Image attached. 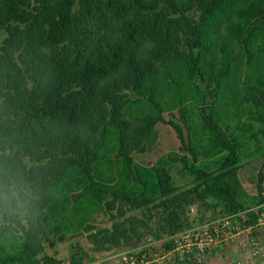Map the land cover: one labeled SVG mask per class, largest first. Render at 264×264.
<instances>
[{
	"label": "trees",
	"instance_id": "16d2710c",
	"mask_svg": "<svg viewBox=\"0 0 264 264\" xmlns=\"http://www.w3.org/2000/svg\"><path fill=\"white\" fill-rule=\"evenodd\" d=\"M1 33L0 168L22 172L36 204L25 225H0V264H52L38 258L46 212L83 189L93 204L113 210L104 179L114 174V196L123 193L137 208L176 192L163 160L148 169L132 156L155 141L164 113L178 110L187 127L184 107L203 106L205 91L211 105L198 116L212 168L197 165V134L191 142L180 125L167 124L192 158V195L214 200L227 215L242 210L233 189L241 144L224 121L240 111L264 137V0H0ZM257 178L261 192L262 172ZM188 196L176 195L167 208ZM17 232L24 240L16 249ZM131 235L115 224L91 239L109 249Z\"/></svg>",
	"mask_w": 264,
	"mask_h": 264
},
{
	"label": "rangeland",
	"instance_id": "374dc122",
	"mask_svg": "<svg viewBox=\"0 0 264 264\" xmlns=\"http://www.w3.org/2000/svg\"><path fill=\"white\" fill-rule=\"evenodd\" d=\"M233 20V26L239 27V18ZM4 37L5 33H1L0 45ZM205 92L207 94L203 106L191 103L184 107L189 113L185 116L189 129L184 126L178 110L172 114L164 113L166 123H159L155 127V141L151 142L145 153H134L132 156L136 165L148 169L157 167L158 162L163 160L164 169L172 180L170 189L175 188L177 191L162 196L158 193L159 196L150 205L137 208L134 203H127L122 198L123 193L116 192L121 198L114 196L112 191H115L119 182L118 176L114 174L112 178L104 179L109 190L107 200L114 207L111 211L106 210L104 205L93 204L84 189L79 191L73 196L77 202L68 199L67 203H60L62 208L65 207L64 210L56 204L46 212L49 219L43 222V238H46L43 251L38 257L41 262L47 263L44 259H50L52 264H80L100 258L106 252L118 250L131 252V256L143 259L145 264L152 260H156V264H264V178L262 191L259 192L257 188L258 173L262 172L264 177V137L259 134L260 126H246L249 120L240 111L224 121L229 133L237 137L241 144L240 169L234 176L236 183L233 189L235 200L242 206V210L227 215L221 207H217L214 200L192 195L196 183L186 169V166L193 165L192 158L182 150L175 131L167 124L172 121L180 125L184 136L191 142L192 135L197 134L198 142L193 143L201 146L197 149V165L212 168L214 157L205 155L207 142L201 140L203 131L198 116L199 107L207 109L211 105L208 91ZM219 110L224 114L223 108ZM247 127L250 129L245 130ZM141 191L140 188L137 193ZM180 194L189 196L184 197V202L178 205L172 203L168 209L166 201H172ZM185 202L187 204L183 212L177 214V219L172 223L169 217L177 206ZM84 211L90 213L84 221L75 219L77 214ZM115 224H124L126 229L134 231L131 240L122 242L116 248L95 247L91 236L104 231L112 232ZM19 239L24 240L21 232L14 234L16 249ZM199 247L203 250L200 251Z\"/></svg>",
	"mask_w": 264,
	"mask_h": 264
},
{
	"label": "clouds",
	"instance_id": "9594fccd",
	"mask_svg": "<svg viewBox=\"0 0 264 264\" xmlns=\"http://www.w3.org/2000/svg\"><path fill=\"white\" fill-rule=\"evenodd\" d=\"M36 193L19 170L0 168V225L25 221L34 212Z\"/></svg>",
	"mask_w": 264,
	"mask_h": 264
},
{
	"label": "built area",
	"instance_id": "2783aa9c",
	"mask_svg": "<svg viewBox=\"0 0 264 264\" xmlns=\"http://www.w3.org/2000/svg\"><path fill=\"white\" fill-rule=\"evenodd\" d=\"M199 248L200 251L203 250L201 247ZM80 264H145V262L143 259L131 256V252L129 251L113 250L104 253L100 258L88 261L86 260ZM147 264H156V260L147 262Z\"/></svg>",
	"mask_w": 264,
	"mask_h": 264
}]
</instances>
